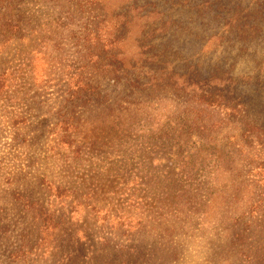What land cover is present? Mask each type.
I'll return each instance as SVG.
<instances>
[{
  "label": "rangeland",
  "instance_id": "374dc122",
  "mask_svg": "<svg viewBox=\"0 0 264 264\" xmlns=\"http://www.w3.org/2000/svg\"><path fill=\"white\" fill-rule=\"evenodd\" d=\"M3 9L0 264H264V0Z\"/></svg>",
  "mask_w": 264,
  "mask_h": 264
},
{
  "label": "trees",
  "instance_id": "16d2710c",
  "mask_svg": "<svg viewBox=\"0 0 264 264\" xmlns=\"http://www.w3.org/2000/svg\"><path fill=\"white\" fill-rule=\"evenodd\" d=\"M4 4V9L3 10H9L11 9V4H12V0H0V7H2ZM8 13V12H7ZM11 15L8 16V18H10ZM3 16H0V20L2 21ZM8 25L13 29L16 30L17 26L15 25H10L8 23ZM97 31L94 30L93 27L85 28V31L82 33V37L85 39L87 42H90V40H95L96 37V33ZM97 44V43H96ZM105 46V45H104ZM107 46L109 48H114L112 45V42L107 43ZM92 49V47H88V51H90ZM101 50L103 51V53H106V48L102 47ZM86 88H90L89 86H87ZM195 98H197V102L198 103H202V104H207L208 106H213L215 105H220L222 104L223 101V97L220 94H215V93H209L206 91H198L196 95H193ZM254 125L250 122L249 124H247V129H250L251 131L255 129H257V127H253Z\"/></svg>",
  "mask_w": 264,
  "mask_h": 264
}]
</instances>
